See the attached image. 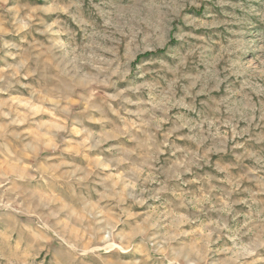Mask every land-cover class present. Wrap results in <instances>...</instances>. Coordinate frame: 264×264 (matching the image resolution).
I'll return each instance as SVG.
<instances>
[{
    "label": "rangeland",
    "instance_id": "374dc122",
    "mask_svg": "<svg viewBox=\"0 0 264 264\" xmlns=\"http://www.w3.org/2000/svg\"><path fill=\"white\" fill-rule=\"evenodd\" d=\"M0 264H264V0H0Z\"/></svg>",
    "mask_w": 264,
    "mask_h": 264
}]
</instances>
